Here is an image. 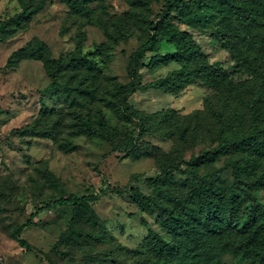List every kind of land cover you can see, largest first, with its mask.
Returning a JSON list of instances; mask_svg holds the SVG:
<instances>
[{"label":"rangeland","instance_id":"rangeland-1","mask_svg":"<svg viewBox=\"0 0 264 264\" xmlns=\"http://www.w3.org/2000/svg\"><path fill=\"white\" fill-rule=\"evenodd\" d=\"M204 1L212 10L195 11L193 23L178 27L224 71L232 72L237 59L250 64L264 38L261 10L254 20L241 21L217 0ZM162 6L141 9L131 8L127 0H92L87 17L62 0H0V26L7 24L0 37V264H162L154 250L158 239L182 245L186 261L169 264H193L192 245H179L160 220L159 209L146 210L133 201L132 188L175 211H183L185 204L197 213L199 188L210 184L221 195V211L230 198L238 204L241 233L250 205L245 185L226 166L230 156L206 155L217 148L212 138L219 131L205 105L209 90L195 83L176 94L148 89L130 95L133 109L156 115L145 133L138 120L129 124L121 119L122 107L114 99L108 105L105 101L117 84L129 82L131 57ZM119 18L128 23L123 33L115 28ZM217 31L231 34L232 43L224 45ZM40 44L42 56L29 55V48ZM157 50L147 53L146 66L139 70L143 84L181 67L177 62L148 67L154 54L170 55L176 48L163 40ZM250 72L242 68L232 79H250ZM53 74L57 87L51 86ZM99 113L113 139L73 133L78 117L89 115L96 122ZM250 127L246 123L245 131ZM127 135L132 136L129 142ZM197 158L199 165L194 164ZM173 160L181 162L179 168L175 164L170 178L160 181L164 165ZM263 165L264 160L259 171ZM158 177L159 184H152ZM109 188L121 191L103 193ZM69 194L99 199L41 212L35 225L21 229L19 237L30 250L22 247L15 232L34 206ZM258 198L264 203L263 191ZM222 228L200 264H251L235 250L238 234L230 237L229 228Z\"/></svg>","mask_w":264,"mask_h":264},{"label":"trees","instance_id":"trees-1","mask_svg":"<svg viewBox=\"0 0 264 264\" xmlns=\"http://www.w3.org/2000/svg\"><path fill=\"white\" fill-rule=\"evenodd\" d=\"M71 9L77 10L83 15L90 17L91 10L88 4L92 0H62ZM131 8L147 9L153 3H163L162 10L157 14L155 22H148V34L141 40L139 46L131 57V67L129 69V82L117 84L112 91L111 99H114L122 107L121 119L129 124L135 120L139 121L140 129L147 132L150 120L156 119V115H147L135 110L130 106L128 98L136 91L148 89H163L166 93L176 94L179 90L191 84H201L207 90L205 96L206 109L210 111L213 121L219 131L215 132L212 143H218L213 152H206L215 159L221 156H230L226 162L233 176L237 181H242L246 188L249 199V208L241 233L238 231L237 222L239 219V207L230 198L225 211L219 208L221 195L215 191L210 184L203 183L199 191L201 192L200 210L197 213H190V208L181 204L183 211H175L172 208L159 204L156 199L143 195L136 188L131 189V197L141 208L150 210L159 209L160 220L165 225L172 238L180 244L190 243L191 261L193 264H200L205 260L203 252L208 253L213 249V245L223 233L222 225L229 228L230 237L232 233L238 234L235 240V250L238 254H244L251 264H264V203L258 198V192H264V165L261 171L259 167L264 160V38L261 45L253 54L250 64L240 61L238 55L236 65L232 72L224 71L221 66L211 64L200 44L195 42L193 36L187 31H183L178 24L190 25L196 20L195 11L212 10L213 6H208L204 0H127ZM226 11L235 15L241 21L254 20L256 17L264 15V0H217ZM261 10V12H260ZM225 10H222L224 12ZM31 12H28L30 14ZM17 20H19L17 18ZM115 28L119 33H123L128 23L123 18L118 19ZM147 21V20H146ZM4 24L0 26L1 33L5 31ZM191 27V26H190ZM218 32L220 41L226 46L230 45L231 34ZM111 37H113L111 35ZM169 41L176 50L166 56L154 54L148 67L155 68L158 65H166L168 62H177L180 69L173 70L165 78L156 80L148 84H143L139 70L144 68V59L147 53H156L160 41ZM29 55L35 58L42 56V45L36 48H29ZM247 67L251 70L253 77L247 80L234 81L233 74L240 72ZM58 80L55 74L52 75V87H57ZM104 99L106 97H103ZM168 113L165 114V116ZM198 114V113H197ZM163 118L165 121L167 117ZM251 127L245 131V124ZM153 125H160L154 122ZM232 131V132H231ZM233 135L227 136V133ZM76 135L85 134L87 136L103 135L113 139L114 135L110 131L103 113L98 114L96 122H91V118L82 119L78 117L73 132ZM131 135H127V142L131 141ZM196 142V136H193ZM240 153L234 158L231 155ZM244 153V155H242ZM208 159V157L206 158ZM201 159L194 160L195 165H199ZM179 168L181 162L173 160L164 165L162 178L150 180L152 184H159L160 181L170 178L172 171ZM120 188H109L106 192L119 193ZM99 199V195L76 196L69 194L53 198L48 201H41L34 206V211L29 219L15 232L19 244L26 250H30L29 244L19 237L21 229L35 225V218L44 211H50L59 207L70 206L79 208L89 202ZM225 216V217H224ZM230 230H234L230 232ZM153 234V233H152ZM155 253L163 261L162 264H169L175 260L186 261L181 251V246L171 245L158 239L154 243ZM152 259V258H151ZM153 261V259H152ZM157 264H160L158 261Z\"/></svg>","mask_w":264,"mask_h":264}]
</instances>
